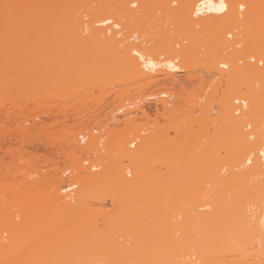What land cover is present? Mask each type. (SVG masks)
Returning a JSON list of instances; mask_svg holds the SVG:
<instances>
[{
  "label": "bare ground",
  "instance_id": "1",
  "mask_svg": "<svg viewBox=\"0 0 264 264\" xmlns=\"http://www.w3.org/2000/svg\"><path fill=\"white\" fill-rule=\"evenodd\" d=\"M87 1L86 5H82L84 0H0V24L7 20L8 11H16L19 17L24 14L26 16L13 22L15 27L11 25L7 29H0V50L9 47L13 36L26 29H31V32L18 36L20 43L35 40V30L46 24L45 19L50 18L54 23L64 19L67 25L74 24L80 29L84 25H92L94 27L90 28L89 42L97 47L100 41H108L103 44L110 51L103 52V56H112L110 68L125 78L116 83L125 85L126 92H135H129L128 96L134 94L133 97L127 96L126 100H121L118 109H123L122 113L113 117L111 129L106 127L104 131L107 120H96L87 125L78 123L60 127V136L51 138L52 146L56 147L63 135L70 150L65 153L68 159L64 167L66 170L59 171L55 164L50 171L46 169L42 174L46 182L51 183L49 196L43 203L31 204L40 207L47 219L36 230L27 232L20 239L0 242V264H264V228L260 225V220L264 218V66L261 63L264 61V0H223L226 5L223 12L209 11L207 7H202L198 15L195 14V6L201 0H160L159 3L157 0L156 6L161 4L162 8L159 6L155 10L161 14L156 21V30L147 32L149 22L146 20L144 31L141 28L139 36L122 35L120 19L132 15L131 11L122 13L113 10L109 15L96 16L98 20L91 17L86 21L79 14L74 21L70 12L78 5L86 8L91 6L90 2H95L89 12L101 16L102 12L111 10L115 3V0ZM128 2L135 5L137 0ZM211 3L218 7L221 0H211ZM241 5L244 6L243 10ZM43 8H49L51 12L61 9L65 14L40 19L37 13ZM148 10V7L143 8L146 14ZM169 20L171 23L167 22ZM190 30L197 31L191 34ZM173 33L177 35L172 36ZM170 35L168 41L164 40V37ZM58 37L56 33L50 40L54 38L56 41ZM170 39H173L172 43ZM204 48L206 57L201 60H206L202 67L207 71L195 73L191 67L194 62H190V59L198 60V54L200 57ZM63 49L64 46L60 47L54 54L61 53ZM134 52L141 53L146 59L141 60ZM65 63L64 69H67ZM84 66H81V71L86 68ZM105 66L106 63H103L98 69ZM127 78L133 79L134 83L126 82ZM206 78L213 80L211 85L209 81L206 85L201 83V93L195 94L197 89L194 94L190 93L196 83ZM162 79L173 80L171 86L162 85L161 92L167 95L166 98L158 97L147 106L137 101L142 100L145 92L156 95L154 91ZM68 80L67 84L72 86ZM135 86L138 88L136 91ZM126 104H131L132 108L126 107ZM192 107L199 111L194 114ZM46 112L51 113L49 110ZM60 112L58 109L54 117L57 118ZM136 112L141 113L139 119L144 122L141 125L137 122L139 115ZM152 112L158 117L150 120ZM169 112L171 114L166 119ZM128 116L132 118L127 119L125 128H117L125 120H119L113 128L116 119ZM163 119L167 123H162ZM34 122V118L27 117L24 121L28 123L27 132L21 138L25 137L26 140L33 127L39 128V134L43 136L44 129H40V124ZM56 122L51 126L57 128L61 124L65 125L63 120H59L60 125H56ZM95 124L99 129L97 134L90 130ZM19 131L16 134H22ZM173 131L175 137L169 136ZM18 135L11 133V137ZM79 136L82 140L86 137L83 145ZM101 138H104L102 146L99 144ZM94 152L97 160L86 157L89 159L88 166H84L75 157L77 153ZM89 166L96 170L92 171ZM202 169H205L206 185L202 179ZM64 171L69 172L67 179H63ZM40 173L35 168L30 170L33 177ZM64 183L74 187V190L66 192ZM16 185L14 181L0 182V204L6 202L4 208L0 205V212L7 211L0 216L1 220L6 219V225L0 229V233L7 232L8 235H12L19 226L25 229L28 222L26 220L18 224L13 219L14 209L9 206L12 197H25L33 191L26 180H22L18 188H15ZM98 191L110 198L101 202L96 197ZM3 197L5 202H1ZM164 212L171 217L180 216L186 220L184 224L178 225L177 221L169 219L168 222L165 219V228L169 232H174V235L176 230L177 233L180 230L181 233L182 230L199 231L197 235L188 231L195 234L193 237L187 234L184 237L188 238L181 236L185 241L195 237L197 240L194 243L197 245V242H201L199 246L203 244V247L198 250L197 246L198 251L195 252L186 249H150L159 244L162 247L178 245L168 233L160 232L163 231L158 226L160 221L155 218ZM73 216L77 218L68 224V219ZM49 219L63 224L57 232L42 238L43 245L50 244L65 231L79 230L87 223H96L102 219L106 220L104 228L109 231L123 227L124 234L130 236L133 242L131 245L135 248L108 253L39 249L34 241L44 232ZM190 224H194L192 229ZM203 227L205 231L201 233ZM199 234H205L207 240H198ZM120 240L124 244L125 241L122 242V238ZM120 240L114 235L108 242L113 244ZM184 240L180 238L182 246Z\"/></svg>",
  "mask_w": 264,
  "mask_h": 264
},
{
  "label": "rangeland",
  "instance_id": "2",
  "mask_svg": "<svg viewBox=\"0 0 264 264\" xmlns=\"http://www.w3.org/2000/svg\"><path fill=\"white\" fill-rule=\"evenodd\" d=\"M128 1L129 0H115V3L112 6L111 10L102 12L100 14L101 16H98L99 14H93L89 12L90 8L92 6H95V2H90L91 6L84 8V6L82 5H86L88 3L87 0H84L82 5H78L79 7L76 6V8L72 10L70 13L74 21H76V17L79 14H82L83 19L86 21L88 20V18L91 19V17L97 18V17H103L106 15H109L110 12H112L113 10H118L120 12L122 11V13L126 11H131L132 15L125 17V18L123 17L122 19H120L122 23V35L136 34V36H139L140 30L141 28L143 30L145 26L144 22L146 20H148L149 22L147 32L152 31V29L156 30L155 27H156V24H158L156 23V21L158 20V15H161V14H158L155 10L159 8L161 4L160 5L158 4L159 6L157 7L156 6L157 0H137V3L135 4V7H134V5H132ZM159 1L160 0H158V3ZM127 2H128V5H127ZM145 7L149 8L147 14L143 12V8ZM125 8L126 10H124ZM0 12H2L1 9H0ZM6 13H7V17H6L7 20L3 21L0 24V29H4V28L7 29L9 28V26L12 25L13 22H17L18 19L26 17L25 14L22 17H19L16 11L11 12V13H9L8 11ZM37 14L39 18L42 19L43 17H47L49 15L54 16V15H62L65 13L61 9L51 12L49 8H43ZM163 17H166V16L163 15ZM163 17H161V19ZM98 19L99 18H97V20ZM168 19L170 18H167V20ZM171 20L167 22H170ZM45 22L46 24L40 25L39 27H37V30H35L37 34L35 33L34 37L36 38L32 42L26 41L27 45L25 44L26 42L24 44L20 43V40H19L20 37L18 36H21L24 33L31 32V29H26L25 31H23V33L17 36H13V41L10 43L9 47H7L6 49L0 50V102H1L0 103L1 105L0 107V182L1 183L3 182L12 183L14 181L18 184L15 186V188H18V186L22 184V180H26L29 186H32V189H33L32 194H28L25 197L24 196L23 197L13 196L12 197L13 200L11 201L9 205L12 207V209H14L12 212V216H13V219L16 221V223L22 224L23 222L28 220L26 228L23 229L22 227L19 226L14 230L12 235H10L11 233H9L8 235L7 232L0 233V242H7L11 239H20L27 232L36 230L47 219V215L45 214L44 211H41L40 207L31 206L32 203H43L45 201L44 199H46L50 194L49 186L51 183L46 182V180L43 178L44 175L42 174L45 171L42 168L38 169V172L40 173L41 171V173L37 177H33L30 174V170L34 168L30 166V162L28 163V160H30V155H32L33 153L32 143L30 142L29 137L26 140H25V137L21 138V135L25 136L27 132L28 123H24V121L27 120V117L36 119L37 116H40L41 118L36 120L35 122H41L43 119L44 120L47 119L49 120L51 125H54L53 123L56 122L55 121L56 119H57L56 123H58V124L55 123L56 125H60L59 120H63V122L65 121V123H63L65 125L61 124L59 127L55 128V132H59V130L61 129L60 127H65V126L67 127L70 125L72 126L78 123L87 125L88 123L91 122V118L94 114H100V115L102 114V119L106 121L107 117L111 113H114L115 109L119 106V104L122 103L121 101L122 99L125 98L124 100H126L127 96L130 95V93L131 94L135 93L132 90L129 91L130 93L128 91L126 92V90H124L125 85H120L116 83V82L125 80V78H123V75L120 72H118L117 70L113 71L110 68L109 63L112 59V56L111 57H108L109 55L106 57L103 56V52L110 51L109 48H106L107 46L106 47L104 46V44L107 43L108 41L107 42L106 40L100 41L101 44L99 43L97 47L95 45H92L91 42H89L90 41L89 36L91 34V33L89 34V31H90V28L94 26L89 25L87 26L88 27L87 28L84 25L85 24L84 23L83 24L84 28L82 27L83 29L82 28L80 29V27L78 28L74 24L67 25L64 19H62L58 23H54L49 18V19H45ZM175 24H178V23H175ZM173 25L174 24H172L171 26L173 27ZM12 26L15 27L14 25ZM203 30L204 29H202V31ZM190 31H191L190 33L192 34L193 32L197 30H194V31L190 30ZM171 32H173V30ZM56 33H58L59 35L56 41L54 40V38L50 40L51 39L50 37L52 36L54 37ZM173 35L175 34L173 33L172 36ZM193 36L195 35L193 34ZM25 37L27 36L25 35ZM169 38H171V35L170 37H166V38L164 37V40L168 41ZM67 40H70V41H67ZM103 42L105 43L103 44ZM170 42L172 43L173 39H170ZM62 46H64L63 51L61 53L54 54ZM203 50H204L203 52L205 53L206 52L205 48ZM203 52L201 53L202 55L204 54ZM100 54H102V56H99ZM199 54H198V60H194V58L190 59V62L191 60L192 62H194V63H191L192 64L191 67H193L194 69L193 68L191 69H193L192 71L195 73H200L202 70L207 71L206 69L202 67L205 64L206 60L205 61L201 60V58L204 59V57H206V53L203 55V57H201L202 55H200L199 57ZM81 61H84V63ZM64 63L67 64L68 66V67L66 66L67 69H64L65 68ZM103 63H106V66L101 68V70L100 68L98 69V67ZM77 64L80 67L79 66L75 67ZM70 65H71V68H70ZM83 65H85L84 67H86V68H83L85 71L84 70L81 71L82 69L81 66ZM87 66H89V71H90V68L92 71L90 72L87 71L88 70ZM73 67L75 68L73 69ZM188 67H189V64H188ZM68 69H71V70H68ZM65 71H67V73L69 74H67ZM70 71L73 73H70ZM76 71H80V72H76ZM63 72H65L66 74ZM89 75L90 77H88ZM68 79H70V81ZM206 79H202L198 83H196L195 84L196 86L195 85L193 86L192 88L193 90L190 93L194 94L196 89H197V93L195 94L201 93L199 91L200 90L199 86L202 87L201 83H204V85H206L207 81H209L208 79L207 80ZM67 80L69 84L72 83L71 84L72 86L67 84L66 82ZM210 81H211V78H210ZM210 81H209L210 83L209 85H211L213 80L211 82ZM126 82L134 83L133 79L131 78H127ZM134 88H135V91L136 89H138L136 86ZM134 88L132 89L134 90ZM133 95L128 96V98L133 97ZM229 95L231 96V94ZM101 96L104 98H101ZM195 107L196 106H194V108ZM197 107L199 106L197 105ZM194 108L192 107L193 110L192 109L191 110L195 111L194 112L195 114L199 110H195ZM58 109L61 112L56 118L54 117L55 115L54 113L57 112ZM48 110L51 112L50 114H47L46 111ZM184 111L186 110L184 109ZM163 113H166V112L163 111ZM139 114L141 115V113ZM170 114H171L170 112L167 113L165 118L170 116ZM140 115L139 117L137 116L138 119L140 118ZM149 116H150L149 117L150 120H153L154 118L158 117L155 112H152L151 115ZM187 116L188 114H186L185 117ZM185 117L182 118L183 122L185 121L184 120ZM128 118H132V116H128L127 118L122 117L121 119H116L113 123L114 124L113 128L116 127L115 124L119 120H122V122H124L125 120V122L123 124L121 123L117 128H122V129L125 128L127 124L126 121ZM166 119L161 120V122L167 123ZM137 122L140 125L144 123L141 119H139V121L137 120ZM8 129L12 130L13 132L9 130L10 132L9 133ZM14 130H17L18 133H20L19 130H21L22 134L18 135L16 134L17 132ZM11 133H15V135H18V136L11 137ZM175 135H176L175 132L174 133L170 132L169 136L175 137ZM137 144L138 142L134 146H136ZM125 145H127L126 142H125ZM130 149H133V148H130ZM172 155L173 153L170 154V157H172ZM165 169L166 168H163V170ZM203 172H205V169H202L201 173H202V179H203L204 185H206L205 175ZM96 197L99 200L101 199L100 200L101 202L103 200H108L107 198H110L108 195L103 194L102 191H98ZM2 200L3 201L1 202H5L4 197ZM5 204L6 202L1 203L0 205H2L4 208ZM9 206L6 205V207H9ZM6 212L7 211L5 210H3L2 213L0 212V216L5 215ZM75 218L77 217L75 216L70 217L67 221L68 224H70V221ZM155 219L160 221L158 223V226H160V228H162L163 230L160 232L162 233L165 232L164 234L168 233L170 238L173 239V241H175L178 245L175 246L176 245L175 242L171 241L170 243H174L175 244L174 246H171V247L163 246L162 247V246H159L160 245L159 244L158 246L149 247L150 249H165V250L172 249V250H179V251H181L182 249H183L182 251H185L186 249V251L195 252V251L200 250L203 247V244L201 245V247L199 246V244H201L200 241L207 240V238L205 237V234L203 235L199 234L200 236L198 237V240L200 239L199 241L200 243L197 242V245L196 243H194V240L195 241L197 240V239H194L195 237L193 238V240L190 238V239H187V241H185L186 239L184 240V238L195 236V234H190L189 232L192 231L191 233H196V235L200 233L199 231L195 232L194 229L191 231L188 230L189 232L187 230L183 232L182 230L183 234L181 233V230H180V233H177L178 230H176L174 235H173L174 232H169L165 228L167 224V222H165L166 221L165 219H167V221L169 219H172L174 221H177V223L179 222L178 225H182L180 223L184 224V221L186 222V220L180 216L171 217V215H168V213L164 212L156 216ZM5 220L0 219V229L6 225ZM105 221L104 220L102 221V219L101 220L99 219V221L96 223H87L79 230H73L71 232L65 231L62 234H59L57 237H55L53 241L50 242V244L44 243L45 245L44 246L42 244V238L46 235L48 236V235L54 234L60 229L59 228L60 225L63 224L61 223V221H52L51 219H49V222L47 221L48 224L46 225L44 232H42L41 235H39L35 239L34 244L39 249L44 248V249H47L53 252L62 251V252H70V253H76V252H82V251L83 252H107V251L112 252V251H116L119 249H124L127 251V250L132 249L133 247L135 248V246L131 245V243L133 242L131 241L130 236H126L124 234L123 227H117L114 230L109 231L108 229L104 228ZM193 225L194 224H190L189 227L192 229ZM116 226H120V225H115L114 227ZM199 230L201 231V229ZM202 231L201 233H204L205 228ZM184 234H187L189 236L184 237V236H187ZM114 235L115 237H117V240L118 239L120 240L122 238V242L125 241L124 244L121 243V240L120 242L118 241L117 243L115 242L113 244L111 243V241L108 242L109 238ZM106 236H110V237H106ZM203 236L206 239L203 238ZM124 238H127V240H125ZM180 238L182 241L183 240L185 241V243H183L184 244L183 246L180 244L181 243ZM191 241H193V243ZM191 245H194L195 247ZM197 246L199 249L197 248Z\"/></svg>",
  "mask_w": 264,
  "mask_h": 264
},
{
  "label": "built area",
  "instance_id": "3",
  "mask_svg": "<svg viewBox=\"0 0 264 264\" xmlns=\"http://www.w3.org/2000/svg\"><path fill=\"white\" fill-rule=\"evenodd\" d=\"M176 78H178V75H176ZM173 80L172 79H162L160 81V84L156 87V90L154 91L156 93V95H150L149 92H145L144 97L142 98V100H137L139 101L141 104H143L144 106H147L150 102L155 101L157 99H159L158 97L161 98H166L167 95L162 93L161 91L163 90L162 85H166V86H171L173 85ZM188 86V84L186 83V87ZM169 101H172V99H168ZM126 107L128 108H132L131 104H126ZM123 110V109H122ZM122 110H119L118 107L115 109L114 113H111L108 117H107V121L105 122L104 119H102V114H94L91 118V122L96 121V120H101L104 121L105 123L108 122V124L103 127L104 131L106 130V127H110L112 125V119L114 116H118L119 114L122 113ZM40 116H37L36 119L34 118V120H38L40 119ZM33 121V120H32ZM40 124V129H44V134L43 136H40L37 127H33L30 131V135H29V140L32 143V148H33V153L32 155H30V166L34 167L36 171H38V169L40 168V164L42 165V169L45 171L47 169V171H50L53 167H55L54 165L57 164V166L59 167V171L60 170H66L64 169V167L68 164V159H66V154L68 153L70 148L68 147V145L65 143V141L63 140V135L60 137L59 141V146H52V139L51 138H56L60 136V132H55V126H51L49 120H42L41 122H34V124ZM98 125H92L91 127V131L94 134H97L99 129L97 127ZM78 139L80 140V143L83 145L85 143L86 137H84V139L82 140V137L79 136ZM104 143V138L100 139V146H102V144ZM133 146V145H131ZM63 151H62V150ZM84 166H88L89 165V159H87L86 157L92 159V160H97L96 157V152L94 153H90V154H82V153H77L75 156ZM33 168V169H34ZM90 168L92 171H95V168L92 167H88ZM69 175L68 171H64L63 172V179H67ZM68 183H64V190L66 192H72L74 190V187L72 186H67Z\"/></svg>",
  "mask_w": 264,
  "mask_h": 264
},
{
  "label": "snow or ice",
  "instance_id": "4",
  "mask_svg": "<svg viewBox=\"0 0 264 264\" xmlns=\"http://www.w3.org/2000/svg\"><path fill=\"white\" fill-rule=\"evenodd\" d=\"M202 7H207L209 11H218V12H223L226 9V5L223 3V0H221V3L219 4L218 7L214 6L211 3V0H201V3L195 6V14L198 15ZM243 7L244 6L241 5V10H243ZM106 23H110V22H106ZM133 54L135 56H138L141 60L146 59V57L139 52H134ZM261 63H262V66H264V61H262ZM262 155H264V153H262ZM260 225L262 228H264V218L260 220Z\"/></svg>",
  "mask_w": 264,
  "mask_h": 264
}]
</instances>
